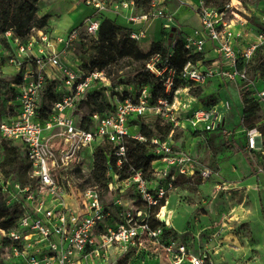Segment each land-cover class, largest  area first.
I'll return each instance as SVG.
<instances>
[{"label": "built area", "instance_id": "1", "mask_svg": "<svg viewBox=\"0 0 264 264\" xmlns=\"http://www.w3.org/2000/svg\"><path fill=\"white\" fill-rule=\"evenodd\" d=\"M84 2L93 14L85 19L82 28L73 29L60 40L65 51L80 39L81 30L97 38L100 14L109 10L106 0ZM234 3L240 4V1L232 0L217 9L209 8L203 2L199 9L201 29L195 32L196 38L179 36L175 42H182L183 48L193 54L203 53L205 44L212 42L218 59L208 67L201 69L197 62H188L178 72L165 63L159 70L155 67L159 61L156 56L147 68L164 84L166 93L172 92L176 76L194 87L203 86L219 76L224 84H236L240 93L244 89L252 91L264 112V88L256 84L249 72L254 55L264 47V11L259 16L254 41L239 48L237 41L244 39L248 32L235 28L241 18ZM152 5L156 8L153 13H132L127 17L128 22L147 25L151 20L163 19L167 24H173V17L159 8L158 0H153ZM130 6H133L132 2H122L112 4L111 8L118 11ZM144 30L132 32L131 38L140 41L145 37ZM7 36H10L9 32ZM42 39L47 41L46 36ZM27 46L31 50L33 42ZM25 49L21 46L19 52L24 53ZM47 69L58 73L60 82L50 79ZM50 84L54 98L47 94ZM95 84L108 85L103 70L72 66L58 54L35 55L23 72L18 107L0 119V135L21 143L24 156L31 163L29 177L34 185L23 186L3 179L0 174V190L6 206L17 204L20 211L14 227L0 228V245L9 251V261L5 263L121 264L120 259L125 256H129L128 262H131L138 256L146 258L163 253L171 264H205L204 259L189 254L184 245L164 242V229L154 221H160L161 210L167 204L168 194L175 190L178 178L198 173L207 180L212 171L199 167L188 152L176 147L172 134L165 140L153 138L148 141L141 133L131 135L128 129L132 118L150 113L178 128L177 96L174 95L172 101L161 98L152 105L147 88L134 92L132 87L126 86L130 91H122L126 96L115 109L103 118L93 115L92 127L85 129L76 113L79 112L77 106ZM122 87L114 90L119 91ZM225 106L229 108V103ZM189 123L194 129L202 127L203 132H210L221 125V118L213 109L205 108L194 111ZM241 127L246 137L244 150L257 173L264 176V135L258 127ZM98 142L110 145V155L117 158L118 167L123 163L130 164L129 142L149 145L155 156L151 162L153 179H145L141 171L131 167L133 174L125 180L110 172L112 181L108 190L76 183L84 151ZM92 169L86 176L90 177ZM135 195L138 200L133 198ZM107 196H111L110 202ZM158 207L159 212L154 215L153 210ZM164 223L168 227V223Z\"/></svg>", "mask_w": 264, "mask_h": 264}, {"label": "rangeland", "instance_id": "2", "mask_svg": "<svg viewBox=\"0 0 264 264\" xmlns=\"http://www.w3.org/2000/svg\"><path fill=\"white\" fill-rule=\"evenodd\" d=\"M245 1L240 4L234 3L237 7L236 12L241 22L256 25L260 4L264 3V0ZM56 3L60 5L57 6ZM173 5L177 6L179 3L174 2ZM111 6L109 5V10H112ZM38 7V18L47 16L48 12H54L56 9L60 12L53 13L52 16L48 15L53 20L47 28L37 32L38 37L32 40L31 50L25 46V52L20 53L21 45L17 43H12L10 50L0 43V70L8 77L19 75L28 68L27 65L35 56L34 52L45 44L42 37H50L52 31L71 21L72 24L67 30L69 34L73 29L82 28V23L92 14V10L84 0H41ZM160 8L166 15L173 17V24L164 22L157 27L153 24L149 28L147 39L143 42L138 41L144 52H148L156 42L173 41L175 45L179 36L184 37L190 33V31H181L174 16L162 6ZM72 17H75V20H72ZM173 28H175L174 32H172ZM81 31L80 39L65 51L68 60L80 67L90 64L93 59L92 37ZM1 40L2 36H0ZM178 43L182 45V42ZM256 65L257 61L254 60L250 66V76L260 88H264V76L260 72L254 74L251 71L252 66L256 67ZM60 79L55 81L60 82ZM175 81L177 89L174 95L177 96L176 101L179 105H188L191 116L192 112L199 109H213L221 118V125L213 131L198 133L185 119L179 120L180 126L174 133V145L188 152L200 165L199 167L210 169L212 175L207 180L202 179L198 173L192 177L178 178L175 190L168 194L169 204L164 206L166 209L161 210V215L167 216L168 227L178 235L175 242L184 245L189 254L204 259L205 264H264V193L260 197V193L264 192V179L255 174L254 164L251 165V169L249 168V155L245 150L240 152L235 149L239 143H242L241 140L245 135L238 136L239 143L236 140L231 141L235 131L242 130L241 93L237 94V90L232 86L231 94L225 86L222 88L214 81L200 86L201 91L198 94L193 92L197 87L188 86L186 81L178 76L175 77ZM122 91H130V89L123 85L119 91L113 92L109 85L101 88L100 85L95 84L89 93L90 95L100 93L102 100L110 107H114L122 100L124 93ZM226 103H229V108L225 106ZM154 104L152 102V105ZM86 109L87 107L83 106L81 111L76 112L80 115V119ZM157 116L150 113L146 115L145 121L151 123ZM128 129L131 135L140 133L139 126H129ZM103 143L98 142L84 151L79 165L81 172L76 173V183L83 186L90 184L86 182L89 177L86 175H89L93 167L92 156L98 144ZM128 150L129 162L137 171L139 163L146 160L148 152L145 149H136L134 144H129ZM133 198L138 200L137 195ZM111 199V196H107L108 202ZM165 257L157 263L139 260L124 264H168ZM0 261H3V264L9 261V251L1 245Z\"/></svg>", "mask_w": 264, "mask_h": 264}, {"label": "trees", "instance_id": "3", "mask_svg": "<svg viewBox=\"0 0 264 264\" xmlns=\"http://www.w3.org/2000/svg\"><path fill=\"white\" fill-rule=\"evenodd\" d=\"M109 5L120 4L122 2H132L134 9L138 14L153 13L156 8L153 7V0H106ZM205 6L209 8L221 9L232 0H202ZM245 3V0H238ZM41 0H0V36L2 43L10 50L12 43L21 46H27L32 40L38 37V31L48 27L50 17L44 16L38 18L39 3ZM109 10L100 14L101 26L97 38H92L91 46L93 59L90 64L83 65V68L99 69L105 72L108 80L109 88L114 92L116 87L123 85L130 86L134 92L147 88L151 97V102L157 103L159 99L166 98L170 101L174 98V92L177 89L175 81L172 92L166 93L164 84L159 81L148 68L147 65L156 57L159 61L155 63V67L159 70L164 68L165 63H169L170 67L178 72L188 62L196 63L203 59L202 53L193 54L186 51L179 43L173 44L156 42L152 44L148 52L142 51L138 41L131 38L133 29L119 25L116 20L107 16ZM10 36H7V33ZM257 61L256 67L252 66L254 74L261 73L264 76V47L260 48L252 63ZM251 63V64H252ZM23 83V73L8 77L0 70V119L7 115V112H14L18 107L17 101L19 97V87ZM49 83V82H48ZM188 86L191 83L186 81ZM106 86H101L104 88ZM200 87L193 92L200 93ZM49 98H54V90L52 85H48ZM122 96V99L126 96ZM241 100L243 111L241 114L242 123L240 125L247 128L258 127L264 135V112L261 104L252 96V91L244 89L241 92ZM86 106L85 112H82L81 127L89 129L93 125L92 117L98 114L101 118L107 116L115 109L102 100L100 93L91 94L88 92L86 99L81 101L77 109L81 111ZM145 117H134L129 121L130 126H139L140 133L148 141L153 138L165 140L170 137L174 140V133L177 128L168 120L157 116L151 123L145 121ZM206 133V132H204ZM134 144L136 149H145L148 152L146 160L139 163L137 171H141L147 180L153 179V171L151 162L155 159L152 154V148L149 145L138 142H129ZM238 150L244 152V148L238 147ZM129 154V150H128ZM93 169L90 177L86 180L91 185H97L101 190H108V186L112 181L113 173L120 180H125L132 176L134 165L123 163L117 166V158L110 155V145L108 143L98 144L93 153ZM31 163L24 156V148L20 142L3 138L0 135V174L3 179L13 182H19L25 186L34 185L30 180L29 172ZM78 172L79 169H77ZM135 170V169H134ZM262 197V196H261ZM262 202V201H261ZM264 204V203H263ZM164 206V204H163ZM159 207L153 210V214L159 212ZM20 211L17 204L6 206L3 193L0 190V228L10 229L14 227ZM154 224L164 229L163 241H175L178 235L173 232L165 223L155 219ZM129 256L120 259V263H127ZM145 260L144 256H138L132 261ZM3 264V261H0Z\"/></svg>", "mask_w": 264, "mask_h": 264}, {"label": "crops", "instance_id": "4", "mask_svg": "<svg viewBox=\"0 0 264 264\" xmlns=\"http://www.w3.org/2000/svg\"><path fill=\"white\" fill-rule=\"evenodd\" d=\"M174 2L179 3V5H177V6L173 5ZM56 4H57V6L60 5V3H56ZM202 4H203L202 0H158L159 8L162 6L163 8H165L169 12V14L174 16V18L176 20V24L180 26V30L181 31H185V32L186 31H190V33L188 35L192 36V37H195V38H196L195 32L196 31H200V29H201V23H200V17H199V9L201 8ZM263 4L264 3L260 4L259 13H258V19L256 21V25H253V24L248 23V22H243V24H242V22L239 23V21L236 22V24H235V28L236 29L243 28V29H245L248 32V34L245 35L244 39H241V40L237 41V44H236L237 47H239V48L247 47L251 42L254 41L255 35H256V33H257L258 29H259V16L264 11V6H262ZM160 9H162V8H160ZM90 10H92V9H90ZM56 12L58 13L60 11L58 9H56V10H54V12H52V11L48 12L46 15L52 16ZM132 13H137L136 10L134 9V6H130L128 9H119L118 11L109 10L107 16L109 18H111V19L116 20V22L119 25L131 28L135 32H139V31H141V29L145 28V30H144L145 31V37L143 39H141L140 42H143V41H145L147 39L149 28L153 24H154V26L157 27L161 23L165 22L163 19H155V20H151L152 22L150 21L149 23H147V25L146 24H133V23L128 22V20H127V17L130 14H132ZM92 14H93V11H92ZM73 19L75 20V17H72V20ZM52 20H53V18H50V22ZM71 24H72V22L68 21L67 23H65L63 25V27L55 29L54 31H52L51 34L49 35L50 37H47V40L49 42L48 41H44L45 42L44 46L41 47L40 49L36 50L34 52V54L36 56H47V55H52V54H58L67 63H69L72 66H76V65H73V62L68 60V58L65 56L66 52L64 50V45L62 43H60L61 39H64L65 37H67V35H68V32H67L68 26L71 25ZM202 54H203V59L197 62L198 66L201 69H205L213 61L218 59V55H217V53L214 50V45L210 41H208L205 44L204 52ZM29 66H30V64L27 65V67H29ZM47 74H48L50 79H52V77H53V79L59 80V78H60L59 74L54 72L52 69H47ZM214 81L218 82L219 85L222 88H224L223 86H225L230 91L231 94L233 93L232 86L237 90V94H240V92L238 90V86L236 84L230 83V84H225L224 85L222 79L219 76H215L213 79H211L205 85H208L210 82H214ZM177 103H178V101H177ZM235 114L237 115L236 112H235ZM177 115H178V117H179V119L181 121L183 119H185V121L189 122V119H187V118L191 116L190 107L188 105H185V104L179 105V103H178ZM236 117H238V116H236ZM193 130L197 131L198 133H202L203 132L202 131V127L199 130L194 129V128H193ZM241 134H244L242 132V130H238L237 129L235 131L234 137L231 138V141L234 142L236 140V142L239 143L238 136L239 135L241 136ZM241 142L242 143H239L238 147L244 148L245 144H246V137L245 136H243ZM238 147H235V149L237 151H240V150L237 149ZM240 152H242V151H240ZM248 162H249L248 166L251 169L252 163H251L250 160ZM254 172H255L256 175L258 174L259 176H262L263 179H264V176L259 174V173H257L256 169H254ZM263 193H264L263 191L260 193V197L263 195ZM167 204H169L168 201H167ZM163 209H166V207H164ZM165 219L167 220V216L165 217ZM162 257H165L168 260V264H171V261L169 260L168 256L164 255L163 253L158 254L156 256L146 257L145 260H143V261L144 262L155 261V263H157L160 260H162ZM143 264H145V263H143ZM184 264H188V263H184Z\"/></svg>", "mask_w": 264, "mask_h": 264}, {"label": "water", "instance_id": "5", "mask_svg": "<svg viewBox=\"0 0 264 264\" xmlns=\"http://www.w3.org/2000/svg\"><path fill=\"white\" fill-rule=\"evenodd\" d=\"M175 31V28H173L172 29V32H174ZM173 36V34L171 35V37ZM165 216L164 215H161V218H160V221L162 222V223H164L165 222Z\"/></svg>", "mask_w": 264, "mask_h": 264}]
</instances>
